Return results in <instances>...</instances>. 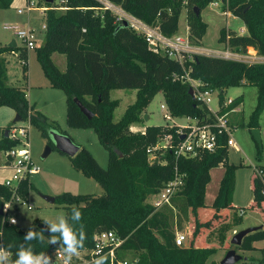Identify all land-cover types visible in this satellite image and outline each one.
<instances>
[{"label": "trees", "instance_id": "trees-1", "mask_svg": "<svg viewBox=\"0 0 264 264\" xmlns=\"http://www.w3.org/2000/svg\"><path fill=\"white\" fill-rule=\"evenodd\" d=\"M109 1L158 27L167 36L178 33L182 9L187 7L190 38L194 44H200L208 24L201 15H196L195 8L202 12L218 0ZM12 2L0 0V9L9 8ZM45 2L48 7L46 37L44 43L35 48L37 58L51 87L63 90L66 95L68 125L92 128L109 156L106 168L86 148L70 157L75 169L102 186L103 194L65 192L56 196L55 203L65 206L67 217H70L72 208L82 212L81 223L85 226L87 240L80 251L94 247L96 234L114 230L123 243L116 249L113 261L110 255H106L107 264H118L117 261L124 260L128 254L133 256L129 261L134 264H220L210 260L217 253V248L211 245L207 235L229 221L234 207L238 166L228 161L227 137H220L221 146L215 152L203 151L194 158H176L168 153L166 163L150 162L147 149L155 146L159 137L165 134L172 135L173 142H177L178 128L146 125L145 133H133L130 127L144 121L146 108L160 92H163L173 117L207 116L208 108L190 94L192 84L183 79L188 74L201 82L202 90L220 89L221 99L230 87L256 86L257 105L248 126L259 129V118L264 112V62L247 63L195 54L193 59L187 58L181 64L151 50L143 36L124 22H119L99 0H61L60 4ZM222 3L224 11L244 21L247 33L237 34L222 28L219 41L237 51L244 52L252 47L264 56V0H225ZM17 48L0 46V107H13L21 120L29 119L46 136L48 118L41 112H35L24 89L7 83V66L2 55ZM28 52L22 48L19 55L26 59ZM56 52L66 56L65 71H61L53 61ZM114 89L137 90L135 102L127 107L119 121H114V112L120 102L110 97ZM74 98H78L95 116L89 119L83 114ZM242 103V96H238L229 108ZM7 130L10 131H2L0 139L3 151L18 144V140L6 136ZM259 147L262 149V145ZM220 165L225 171L211 206L213 213L209 219L202 220L200 211L206 207L205 191L211 170ZM175 166L186 174L184 186L172 196L170 205L156 210L150 199L174 178ZM31 187L30 180H24L19 195L27 196ZM252 191L255 203L252 207H262L264 211V181L257 174L253 178ZM12 196L13 191L0 183V209ZM184 220L189 223L188 241L186 245L178 246L175 242L176 228H182ZM35 231L44 236L43 242L32 241L36 253L62 250L59 245L48 242L49 234L43 233L39 227ZM25 232L11 224L6 213H0V244L10 246L13 259ZM261 240H264V221L263 228L247 235L238 249L254 250V243ZM224 245L231 247L227 241ZM262 253L257 263L264 264V248ZM236 264H247V261L242 259Z\"/></svg>", "mask_w": 264, "mask_h": 264}, {"label": "rangeland", "instance_id": "rangeland-1", "mask_svg": "<svg viewBox=\"0 0 264 264\" xmlns=\"http://www.w3.org/2000/svg\"><path fill=\"white\" fill-rule=\"evenodd\" d=\"M35 8L28 11L26 6L13 9L10 6L7 9H0V46L8 45L12 40L17 43V50L7 52L4 56L7 66L8 80L10 86L22 88L26 91L29 103L34 107L35 112H41L48 119L46 123L47 135L44 136L42 131L34 126L29 119H23L14 124L17 115L16 110L11 106L0 107V139L2 131L12 130L15 126L28 127V136L25 139L30 143L34 161L40 166L39 174L30 178L32 187L29 194L25 197L20 196V200L13 202L9 211V216L17 219V226L24 231L29 228L38 229V224L43 223L45 218L55 219L58 215L66 216V208L60 203H50L44 196H58L65 192L74 194H94L101 195L104 193L102 186L93 178L85 176L72 165L68 155L62 153L55 144L53 133H62L70 136L80 148L88 149L97 159L102 167H107L109 162L108 152L99 140L98 135L92 128H74L67 123V98L63 90L53 88L46 77L41 63L39 62L35 49H30L26 60L28 65L24 66V60L19 54L24 47V43L15 34L14 30L5 29L4 25L17 26L20 29L32 28L36 31V47L41 46L46 37V11L43 6L45 0H33ZM28 3V2H27ZM55 4H60L61 0H54ZM25 9L19 13V9ZM201 16L208 24L207 32L200 44L194 46L203 47L211 52L229 51L233 54L230 60L244 61L247 63L264 62V56L258 54L257 50L250 47L246 51H237L230 48L227 44L219 41L222 28L227 31H234L237 34L243 33L244 21L233 15L231 12L224 11L223 3L209 4L202 12ZM178 34L186 37L190 34L188 26V8L184 7L181 12ZM193 42V41H192ZM195 54H202L195 48ZM216 54V53H215ZM193 55V56H194ZM211 56V55H210ZM215 56V55H213ZM53 61L61 71L67 68V59L65 54L54 53ZM135 89H115L110 93L111 99L120 100L119 106L114 112V121H119L124 115L127 107L136 100ZM242 96L243 103L240 105V112L232 114L233 125L235 126L233 137L236 146L229 148L228 161L230 164L238 166L236 170V185L233 198V209L231 210L230 219L215 228L212 233L207 235L208 241L217 248V253L210 260L219 262L226 256L230 247L224 245L227 241L231 245L232 237L240 230L249 225L260 226L264 221V211L262 207H252L254 205L252 183L258 167L264 166V112L259 118V129L261 132L262 149L255 140L252 129L248 126L252 112L257 105L258 89L254 85L245 84L236 87H230L224 91L222 97L225 99ZM213 106L217 104L218 96L213 94ZM221 97V96H220ZM163 92L158 93L146 108L143 122L138 125L147 126H165L177 124L194 123V120H188L187 117H172V120L164 118V110L161 104H165ZM31 109V108H30ZM56 122V123H54ZM56 128V129H55ZM47 146L52 147V151L43 157ZM6 155L0 149V182H3L10 176L11 170L4 168ZM225 168L223 165L211 170V179L205 191L206 207L200 211V219L207 220L212 216L211 206L219 191ZM264 207V205H263ZM242 210L244 214H242ZM175 209V213H177ZM194 220V216L192 217ZM188 221H182L184 233L188 236ZM236 228V230H234ZM188 241V238H187ZM187 241L185 244H187ZM255 245L259 249L253 251H243L237 249L247 264H256L262 258V248L264 240L257 241ZM73 257L71 264H80L81 255ZM52 259V264H59L57 255L54 252L46 254ZM132 255L128 254L124 260H132ZM249 258V259H248ZM248 259V260H247Z\"/></svg>", "mask_w": 264, "mask_h": 264}, {"label": "built area", "instance_id": "built-area-1", "mask_svg": "<svg viewBox=\"0 0 264 264\" xmlns=\"http://www.w3.org/2000/svg\"><path fill=\"white\" fill-rule=\"evenodd\" d=\"M105 8L111 10L117 17L119 22H127L128 25L139 35L143 36L151 50L157 53L167 55L169 58L177 60L181 64H184L188 59H193L195 48L198 49L202 54L206 51L211 56L220 57L224 59H232L233 54L229 51H218L207 50L205 48H198L194 46L190 38V34L183 37L179 34L167 36L161 32L158 27H154L145 21L133 16L126 12L121 6L109 1L99 0ZM212 5H218V1L211 3ZM35 8V2L29 0L26 6V10L30 11ZM23 9H19L18 12H24ZM5 29L14 30L15 34L22 40L26 50L36 48V31L32 28L20 29L13 25H4ZM46 29V25H44ZM216 53V54H215ZM235 60V59H234ZM24 66L27 65V60L22 61ZM185 81H189L192 84L194 90V97L201 104L206 106L209 110L207 116L203 118H192L188 117V120H194V123L189 124H177L166 125L169 128L177 127V136L179 140L173 142L172 135L165 134L160 136L155 146L147 149L149 161L158 160L160 163H166V155L172 154L174 157H197L200 152H215L220 146V137L226 136L228 148L236 146V141L233 137L235 126L232 124V114L240 112V105L234 108H229L236 100V98L221 99L220 89H204L200 81L194 80L189 75L183 78ZM217 95V104L212 105L214 97ZM161 108L164 110V118L166 120H172V114L169 110L168 105L161 104ZM133 133H145L146 126L133 124L130 127ZM28 136V127L15 126L10 130V138L18 140V144L13 146L11 149L5 151L7 163L4 168L12 170L10 177L6 178L2 184L7 186L13 191V196L10 200L5 201L3 204L4 213L9 214L15 200H20L19 189L24 180H27L41 171L40 166L34 161L30 143L25 139ZM182 136H185L182 139ZM256 174L264 181V168L258 167ZM186 174L179 171L178 167L175 166V175L172 180L166 183L161 190L154 194L150 203L156 210L163 208L165 205L171 204V198L179 190L182 189L185 183ZM264 192V191H263ZM7 206V207H5ZM244 214V211L241 212ZM11 224H17V219L13 216L9 217ZM14 221V222H13ZM187 235L184 232H176L175 242L178 246L186 245ZM123 243L114 230L103 231L95 236V245L92 249L85 250V254L80 256L82 262L80 264H94V261L100 256L110 255L112 261L116 258L115 251ZM84 251V250H82ZM80 251V252H82ZM59 264H65L66 257L63 250H55ZM118 264H134L129 260H118ZM68 264H71L68 261ZM260 264V263H256Z\"/></svg>", "mask_w": 264, "mask_h": 264}, {"label": "clouds", "instance_id": "clouds-1", "mask_svg": "<svg viewBox=\"0 0 264 264\" xmlns=\"http://www.w3.org/2000/svg\"><path fill=\"white\" fill-rule=\"evenodd\" d=\"M81 220L82 212L78 208H72L70 217L60 214L55 219L43 220V231L49 234L48 242L62 248L66 257L65 264H68L73 257L79 256L80 249L84 247L87 240L85 226ZM32 241L43 242L44 236L29 228L23 236V242L17 247L15 259L9 251L10 246L5 247L0 244V264H52L51 257L34 251ZM107 261L108 256H100L94 264H107Z\"/></svg>", "mask_w": 264, "mask_h": 264}, {"label": "water", "instance_id": "water-1", "mask_svg": "<svg viewBox=\"0 0 264 264\" xmlns=\"http://www.w3.org/2000/svg\"><path fill=\"white\" fill-rule=\"evenodd\" d=\"M53 1L54 0H47V2H53ZM220 1L224 2L225 0H220ZM195 12H196L197 16L201 15V11L198 7L195 8ZM124 24L128 25V23L126 21L124 22ZM8 46L11 48H15V47H17V43L15 40H13L10 44H8ZM189 92L194 97L193 88H190ZM74 101L79 106V108L81 109L83 114H85L89 119H91L95 116V114L88 107H86L78 98H74ZM144 118L148 119L149 115L146 114ZM20 120H21V117L19 114H17L15 119H14V123H16ZM252 134H253L255 140L257 141V143L261 146L262 145V139H261L260 129H258V128L252 129ZM8 135H9V130L6 131V136H8ZM184 137L185 136H182V139ZM53 138H54L56 147L62 153L68 155L69 157H75L81 149L80 146L77 145L73 141V139L66 134L53 133ZM51 151H52V147L47 146L44 153H43V157H46ZM44 198L52 204H54L56 202V197H54V196L45 195ZM0 213L4 214L3 206L0 209ZM38 227L43 233L48 234L47 232L43 231V227H44L43 223H39ZM262 228H263V225L251 226V227H247L245 229H242L238 233H236L231 239L230 249L226 253V256L220 261V264H236V263L240 262L243 259V257L237 253L238 247L241 246L244 238L247 235H249L253 232H256L257 230L262 229Z\"/></svg>", "mask_w": 264, "mask_h": 264}, {"label": "crops", "instance_id": "crops-1", "mask_svg": "<svg viewBox=\"0 0 264 264\" xmlns=\"http://www.w3.org/2000/svg\"><path fill=\"white\" fill-rule=\"evenodd\" d=\"M29 0H13V2H12V4H11V8H13V9H18L19 7H24L26 4H27V2H28ZM42 8H44L45 9V11L48 9V7H46V6H43ZM247 33V28H246V26H244L243 27V33L242 34H246ZM178 34V33H177ZM13 41V40H12ZM11 41V42H12ZM10 42V43H11ZM9 43V44H10ZM6 46H8V45H6ZM9 47V46H8ZM16 48V47H15ZM203 48V47H202ZM6 54V53H5ZM5 54H3L2 56L4 57L5 56ZM203 54H205V55H210L208 52H204ZM27 65H28V60H27ZM115 90V89H114ZM136 90V89H135ZM137 91V90H136ZM111 93V92H110ZM111 97V96H110ZM136 97H137V93H136ZM113 100H118V99H113ZM119 102H120V100H119ZM134 124H136V123H134ZM145 126V125H144ZM9 133H10V131H9ZM9 137H10V134L8 135ZM5 152V151H4ZM6 163H7V158H6V161H5V164L3 165V166H5L6 165ZM7 169H9V168H7ZM11 173H12V170H11ZM11 176V175H10ZM10 176H8V177H10ZM7 177V178H8ZM0 183H2V182H0ZM8 216H9V214H8ZM9 217H11V216H9ZM263 225V224H262ZM251 226H254V225H249L248 227H251ZM247 228V227H246ZM245 229V228H244ZM234 230H236V228H234ZM178 231H181V232H184V227L182 226V228H176V232H178ZM188 238V237H187ZM256 243V242H255ZM255 243H254V246H255V250L256 249H259L256 245H255ZM243 251H248V250H243ZM249 251H253V250H249ZM51 252H54L55 253V251H51ZM51 252H49V253H51ZM79 254H81V252L79 253ZM249 259V258H248ZM247 259V260H248ZM218 262H219V260H218ZM220 263V262H219Z\"/></svg>", "mask_w": 264, "mask_h": 264}, {"label": "bare ground", "instance_id": "bare-ground-1", "mask_svg": "<svg viewBox=\"0 0 264 264\" xmlns=\"http://www.w3.org/2000/svg\"><path fill=\"white\" fill-rule=\"evenodd\" d=\"M10 134V133H9ZM4 211V210H3Z\"/></svg>", "mask_w": 264, "mask_h": 264}]
</instances>
